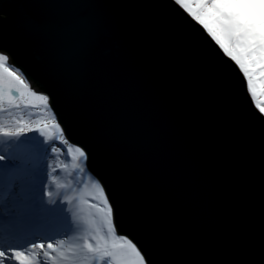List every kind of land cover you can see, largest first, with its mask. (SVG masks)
Returning <instances> with one entry per match:
<instances>
[{"label":"water","instance_id":"water-1","mask_svg":"<svg viewBox=\"0 0 264 264\" xmlns=\"http://www.w3.org/2000/svg\"><path fill=\"white\" fill-rule=\"evenodd\" d=\"M166 3L0 0V26L5 36L13 27L23 36L10 64L33 91L47 94L50 52L43 41L94 24L96 38L85 59V114L105 129L104 151L124 164L132 201L156 222L183 264H262L260 130L214 84L211 67L161 7ZM161 68L181 86L168 84ZM52 107L69 143H84L67 103ZM86 171L94 181L108 171L101 151Z\"/></svg>","mask_w":264,"mask_h":264},{"label":"snow or ice","instance_id":"snow-or-ice-1","mask_svg":"<svg viewBox=\"0 0 264 264\" xmlns=\"http://www.w3.org/2000/svg\"><path fill=\"white\" fill-rule=\"evenodd\" d=\"M161 7L211 67L214 84L226 89L245 120L259 128L264 147V0H167ZM22 23H29L27 17ZM9 32L5 36L0 26V142L7 147L0 152V264H183L156 222L130 198L124 164L104 151L105 129L85 114V59L96 38L95 25L86 23L43 41L50 52L47 94L33 91L10 64L23 36L15 27ZM72 49L74 55L62 54ZM158 72L168 84L181 86L166 69ZM37 101L46 119L20 116L5 122V113L34 107ZM61 101L67 103L71 120L80 123L84 143H69L52 107ZM57 138L68 145L72 168L81 173L102 152L108 171L99 175L91 198L99 203L89 201L85 207L71 180L57 178L68 168L54 159L62 151L53 143ZM260 256L264 264V243Z\"/></svg>","mask_w":264,"mask_h":264},{"label":"bare ground","instance_id":"bare-ground-1","mask_svg":"<svg viewBox=\"0 0 264 264\" xmlns=\"http://www.w3.org/2000/svg\"><path fill=\"white\" fill-rule=\"evenodd\" d=\"M20 116H23L24 119L29 121H36V120L46 119L47 113L43 105L37 101L35 102L34 107H21L20 109H13L10 113H5L3 118L6 123H10L12 119ZM29 135H32L33 137L41 141L43 139L39 137V135L36 133H30ZM53 143L55 144V146H57L62 150L60 154L54 157V159L66 162L68 164V168L66 170L60 171L57 178L62 182L70 179L73 186L79 190L78 194L81 195L85 200V207H86L87 202L91 201V198L94 195H96L95 189L93 187L96 181H94L93 178L88 175L86 170L84 173H81L78 170L72 168L71 158L68 157L67 155L68 145L59 143L58 138L57 140L53 141ZM62 145L65 146V150L62 149L61 147ZM3 151H7V147L4 143L0 142V152ZM49 153H50V149H49ZM91 202L99 203L98 201H91Z\"/></svg>","mask_w":264,"mask_h":264}]
</instances>
